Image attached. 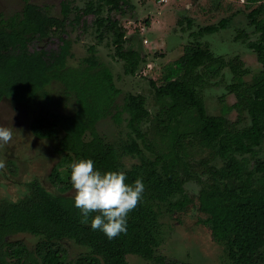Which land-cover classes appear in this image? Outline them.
Returning <instances> with one entry per match:
<instances>
[{
	"label": "trees",
	"instance_id": "obj_1",
	"mask_svg": "<svg viewBox=\"0 0 264 264\" xmlns=\"http://www.w3.org/2000/svg\"><path fill=\"white\" fill-rule=\"evenodd\" d=\"M245 1L246 6L256 5L248 17L257 38L249 41L248 35L241 31L235 40L242 41L255 53L261 66L258 76L252 81H243L241 78L247 71H240L241 61L225 63L213 56L206 44L196 43L194 56L180 57L168 65L162 76V85H153L159 113L152 123L155 126L152 132L161 136L163 144L159 146L146 138L147 131L143 133L138 128L142 121H151L141 96L132 97V106L121 111L126 110L129 116L127 125L135 134L130 142L115 146L97 132L103 106H107L111 99L106 85L108 76L96 70L95 61L79 70L65 68L69 56L67 41L62 40L50 61L26 53L27 33L47 37L51 28L62 32L67 22L73 25L82 16L97 13L93 2L89 1L81 14L77 12L72 20L69 2L60 5L61 17L53 20L40 8L28 5L17 23L2 25L0 99L5 96L26 103L44 96L48 100L43 89L52 80H58L64 86L65 96L73 93L74 109L69 114L40 117L33 122L32 128H40L41 132L46 128L63 131L57 148L62 154L61 161L90 158L94 161V169L124 171L125 183H132L139 177L145 187L141 199L127 215V231L108 239L100 230L91 229L90 221L95 213H90L85 221L79 209L73 206V197L51 193L42 185L29 184L21 200L0 205V264H129L127 256L130 254L154 264H189L156 257L154 253L158 246L155 235L162 225L160 219L164 213L173 214L185 209L184 185L192 180L202 185L198 208L207 217L201 220V224L208 228L211 240L223 247V264H264V19H260L264 13V0ZM114 2L120 10L123 7L133 10L129 1ZM186 22L187 26L191 25V20ZM102 23L97 22L98 28L111 34L118 43L117 54L124 62V73L134 74L139 63L138 54L121 49L119 43L124 33L116 21ZM178 24L181 25V21ZM225 26L223 19L216 25L200 27L195 36L216 32ZM21 62L30 68H24ZM223 66H227L237 78L229 90L240 91V96L232 105L221 106L219 115L209 116L201 90L207 80L219 75ZM26 70L30 74L28 77L24 75ZM12 71L16 73L15 77ZM108 85L112 87L109 82ZM220 99L222 101L223 97ZM232 112L236 113L235 121L228 118ZM120 115V112L114 115L118 124ZM245 118L248 127L238 129ZM41 132L38 136L42 135ZM245 133H252L253 137L246 140ZM86 135L88 140H85ZM137 140L149 151L150 158L142 155ZM197 149L206 150V156L191 161L193 150ZM259 152L262 156L256 157ZM129 157H136L138 161L126 167L124 159ZM249 159H253L251 168ZM59 167L58 164L49 178L53 185L64 183V191L69 187L70 168L61 172ZM195 167L201 169L200 176ZM202 176L207 177L206 184ZM19 233L38 238L33 251H26L20 242L8 241ZM64 241L86 251L67 263Z\"/></svg>",
	"mask_w": 264,
	"mask_h": 264
},
{
	"label": "rangeland",
	"instance_id": "obj_2",
	"mask_svg": "<svg viewBox=\"0 0 264 264\" xmlns=\"http://www.w3.org/2000/svg\"><path fill=\"white\" fill-rule=\"evenodd\" d=\"M63 1L29 0L40 7L49 6L52 16L59 15L60 3ZM88 1L74 0L73 5L83 10ZM114 1L116 0H99L94 7L97 13L83 16L74 26L66 28V34L57 30L41 40L33 39L29 49L44 50L47 53L57 52L62 39H68L73 55L67 61L68 67L83 69L88 63L97 62L96 70L108 76L106 85L111 99L107 106H103V117L96 127L98 132L115 146L121 142L128 143L135 136L127 125L129 116L126 110L121 112L124 107L132 106L134 96L144 98L143 106L151 119L148 122L142 121L138 125L139 130L143 133L147 131L146 138L154 140L156 145L163 144L161 136H155L152 132L155 130L152 123L159 113V103L156 101L153 85L157 87L162 85V76L168 65H172L180 57L194 56L196 43L206 44L212 55L221 58L225 63L241 61L240 71H247L241 78L243 81H252L261 70L255 53L242 41L235 40V36L241 31L248 35L249 41L257 38L248 17L256 5L246 6L245 0H170L162 5H157L152 0H127L133 10L127 7L120 10ZM22 6L23 0H0V14L8 18L20 11ZM74 14L75 11L70 19H73ZM107 17L110 21H116L117 26L125 32L120 46L123 49L132 47L136 51L131 48L128 51L138 53L140 57L141 61L132 75L124 73V62L117 54L119 46L115 43V38L103 32V29L97 28V19ZM261 18L264 19V13ZM187 19L191 20L190 26H187ZM223 19L226 23L224 29L195 36L200 27L216 25ZM180 21L181 25L178 24ZM104 23L106 21L102 24ZM145 39L148 41L146 44ZM219 72L217 77L207 80L201 90V97L209 116L219 115L221 106L232 105L240 96V91L229 90V86L235 79L237 80L229 68L223 66ZM45 93L49 96L48 100L40 97L27 103H14L10 99H3L0 102V126L13 130L12 139L7 144L0 145V205L21 200L31 183L42 185L51 193H61L70 197L74 195L70 181L69 187L63 191L64 183L53 185L49 178L58 164L62 172L69 169V165L74 162L65 159L61 161L62 154L59 155L57 152L59 141L64 135L63 131L60 128H46L40 136L33 135L31 131V123L36 117L69 114L75 107L74 95L70 93L69 97L65 96L64 86L59 81L47 86ZM118 112L121 113L119 124L114 120V115ZM228 118L235 121L236 113H230ZM247 127L248 119L245 118L238 125V129ZM251 137L252 133L244 134L246 140ZM88 139L86 135L85 140ZM137 142L140 143L142 155L150 158L149 151L142 146L141 141ZM193 156L191 161H198L206 156V150H193ZM261 156L262 152H259L256 157ZM137 161L136 157L124 159L126 167ZM217 165H220V162H217ZM252 166L253 159H249V167ZM194 170L200 174V168L195 167ZM201 179L205 184L208 182L206 176H202ZM201 188L202 185L193 180L187 182L182 195L186 200L185 209L173 214L164 213L160 219L162 225L155 235V242L158 244L154 253L156 257L189 264L224 263L223 247L211 240L208 228L201 224V220L207 217L198 208V194ZM37 240L38 238L27 233H19L8 239L10 242L24 244L25 250L29 252L33 251ZM63 246L67 253V263L86 251L70 241H64ZM13 261L11 259V263ZM127 261L129 264H154L153 261L147 262L131 254L127 256Z\"/></svg>",
	"mask_w": 264,
	"mask_h": 264
},
{
	"label": "clouds",
	"instance_id": "obj_3",
	"mask_svg": "<svg viewBox=\"0 0 264 264\" xmlns=\"http://www.w3.org/2000/svg\"><path fill=\"white\" fill-rule=\"evenodd\" d=\"M13 130L0 126V145L7 144ZM70 183L73 189V206L79 209L93 230H100L108 239L127 231V215L137 205L144 192L142 178L125 183L124 171L94 169L92 159H79L70 165Z\"/></svg>",
	"mask_w": 264,
	"mask_h": 264
},
{
	"label": "flooded vegetation",
	"instance_id": "obj_4",
	"mask_svg": "<svg viewBox=\"0 0 264 264\" xmlns=\"http://www.w3.org/2000/svg\"><path fill=\"white\" fill-rule=\"evenodd\" d=\"M89 1H91V2H93V6L94 7H96L97 5H95L96 4V2L97 3H99V0H96V1H93V0H89ZM88 1V2H89ZM127 1V0H126ZM65 2H69V4H70V8H71V10H72V13H73V11H75V14L77 13V14H81V9L80 8H78V7H76V6H74L73 5V3H74V0H64L63 2H61L60 3V5L62 4V3H65ZM87 2V3H88ZM108 2V1H107ZM107 2H104L105 4L107 3ZM36 6L37 8H40L41 10H42V12L48 17V18H50V19H54V18H60L61 17V15H60V13H59V15L58 16H52V15H50V7L49 6H42V7H40L39 5H36V4H33V3H31V2H29V0H23V6H22V8H21V10L20 11H18L17 13H15V14H13L12 16H10V17H8V18H4L3 17V15L2 14H0V28L2 27V25L3 24H11V23H17L21 18H22V16H23V11H24V9H25V7L26 6ZM114 6V5H113ZM61 9V8H60ZM60 9H59V12H60ZM85 9V8H84ZM118 9H119V6H118ZM72 13L70 14V17H71V15H72ZM74 14V15H75ZM73 18H74V16H73ZM82 18H83V16H82ZM81 18V19H82ZM70 20H72V19H70ZM99 21H102V22H105L106 21V23H104L103 25H106L107 23H109L108 21H110V19L107 17L106 19H103V18H100V19H97V21H96V24H97V22H99ZM75 24H73V25H70L69 24V22H67L66 23V25H65V27H64V30H62V33H65L66 34V28L67 27H72V26H74ZM97 28H98V25H97ZM120 28V27H119ZM52 29V31H55L54 30V28H51ZM122 30V29H121ZM122 32L123 33H125L123 30H122ZM51 33V32H50ZM125 35V34H124ZM49 36V35H48ZM47 36V37H48ZM43 38H46V37H40L39 36V34L38 33H35V32H29V33H27L26 34V39H27V46H26V48H27V54L28 55H37V56H41L43 59H45V60H47V61H50V59H51V57H52V55H54L55 53H57L58 52V50H59V47L62 45V43L63 42H61V44H60V46L58 47V50H57V52H50V53H47L46 51H44V50H30L29 49V44H30V42L33 40V39H38V40H41V39H43ZM123 39H124V36H123ZM123 39H122V41H123ZM62 40H64V41H67L68 42V44H69V56L66 58V62H65V68H70V67H68L67 66V61H68V59H70V58H72V53H71V42L68 40V39H62ZM122 41H120V42H122ZM130 46V45H129ZM119 48V47H118ZM129 48H131L133 51H136V50H134L132 47H128V49ZM121 49H122V47H121ZM128 49H123L124 51H128ZM136 54H138V53H136ZM34 58H38V57H35V56H33ZM138 57H139V55H138ZM122 60V59H121ZM123 61V60H122ZM140 57H139V63H140ZM138 63V64H139ZM24 68H26V69H29L30 67L28 66V64L27 63H20ZM98 65V64H97ZM8 66V65H7ZM22 67V68H23ZM81 68V67H80ZM80 68H72V69H80ZM12 73V75H13V77H15L16 76V73L14 72V71H12L11 72ZM25 73L26 74H24L23 72H22V74H24L26 77H28L30 74H29V71H25ZM20 75H21V73H20ZM18 79H20V78H18ZM54 81H58V80H52L47 86H49L52 82H54ZM46 86V87H47ZM46 87H44V89H43V92H45V88ZM46 95H47V93H45ZM44 97V96H43ZM49 97V96H48ZM40 97H37V98H35V99H31V100H36V99H39ZM45 98V97H44ZM3 99H10L11 101H13L14 103H24V102H15L12 98H9V97H5V96H3V97H1V99H0V102L3 100ZM51 99V98H50ZM30 100V101H31ZM29 102V101H28ZM27 103V102H26ZM40 117H36L33 121H32V123H31V131H32V133H33V135H35V136H38V133L39 132H41V129L40 128H36V129H33L32 128V124H33V122H35L37 119H39ZM96 129H97V127H96ZM97 132H98V130H97ZM99 133V132H98ZM100 134V133H99ZM101 135V134H100ZM101 136H103V135H101ZM86 137V136H85ZM104 137V136H103ZM60 155V154H59Z\"/></svg>",
	"mask_w": 264,
	"mask_h": 264
},
{
	"label": "built area",
	"instance_id": "obj_5",
	"mask_svg": "<svg viewBox=\"0 0 264 264\" xmlns=\"http://www.w3.org/2000/svg\"><path fill=\"white\" fill-rule=\"evenodd\" d=\"M154 3H156L157 5H162L164 3H168L170 0H152ZM148 41L145 39L144 40V44H146Z\"/></svg>",
	"mask_w": 264,
	"mask_h": 264
}]
</instances>
